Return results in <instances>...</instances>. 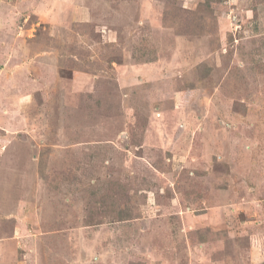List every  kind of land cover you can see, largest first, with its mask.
Returning a JSON list of instances; mask_svg holds the SVG:
<instances>
[{"label": "rangeland", "instance_id": "374dc122", "mask_svg": "<svg viewBox=\"0 0 264 264\" xmlns=\"http://www.w3.org/2000/svg\"><path fill=\"white\" fill-rule=\"evenodd\" d=\"M0 264H264V0H0Z\"/></svg>", "mask_w": 264, "mask_h": 264}]
</instances>
